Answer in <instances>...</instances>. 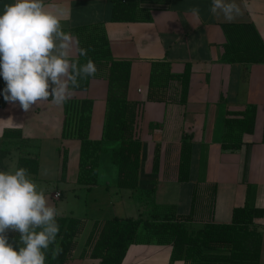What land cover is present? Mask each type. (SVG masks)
Segmentation results:
<instances>
[{
  "label": "crops",
  "instance_id": "1",
  "mask_svg": "<svg viewBox=\"0 0 264 264\" xmlns=\"http://www.w3.org/2000/svg\"><path fill=\"white\" fill-rule=\"evenodd\" d=\"M13 2L0 0V14L6 4ZM211 2L141 0L136 21H112L114 0H44L46 6H54L49 10L61 17L62 29L73 38L74 45L78 42L80 47L74 28L102 27L113 56L132 60L128 96L134 102H143L137 126V135L143 142L139 185L135 189L119 186V171L112 164L111 152L120 142L104 140L109 89L104 69L99 70L87 90H73L71 96V99L93 101L90 138L103 140L106 148L100 155L97 184L88 186L78 182L81 140L64 137L66 102L70 99L56 104L50 97L28 112L18 102L0 106V157L2 150H7L1 159L0 171L9 172L22 152L38 157L40 168L37 173L48 180H60L63 185L50 196L45 195L48 203L56 208L57 216L69 215L68 210L75 211L68 202L60 210L54 199L65 201L68 190L74 192L76 201L81 200L77 191L83 189L89 193L104 189L110 198L112 217L142 218L145 217L134 199L140 190H154L159 195L172 191L177 193L179 200L184 198V202L175 203L176 207L165 203L159 212L192 214V219L187 222L190 230L203 228L210 221L230 222L233 209L246 203L264 209V61L228 62L222 59L228 43L222 24L229 22H225L221 14L210 12ZM235 2L242 15L231 23L254 25L264 42V0ZM78 56L74 47L70 59ZM157 61L170 63L175 73L183 72L186 63L192 64L186 103L171 100L170 92L165 99H148ZM249 103L257 106L254 132L239 135L240 148L224 149L227 111H243ZM8 131H19L22 137H6ZM185 134L189 135L191 155L188 177L182 179L185 175L180 171V165ZM110 168L113 171L111 180ZM45 169L48 173L43 175ZM98 194L93 192L95 204ZM62 198L64 200H60ZM125 198L134 206L127 213ZM97 216L82 217L84 230L77 237L73 257L66 264H99V259L90 256V246L86 245L96 222L107 219L105 215ZM256 222L263 235L261 264H264V216ZM9 233L18 232L9 230L6 234ZM147 235L142 226L138 240L130 246L122 264H195L186 259L173 261L172 244L159 243L156 237ZM84 250L87 255L82 257Z\"/></svg>",
  "mask_w": 264,
  "mask_h": 264
},
{
  "label": "trees",
  "instance_id": "2",
  "mask_svg": "<svg viewBox=\"0 0 264 264\" xmlns=\"http://www.w3.org/2000/svg\"><path fill=\"white\" fill-rule=\"evenodd\" d=\"M141 0H114L112 21H136L138 6ZM228 37L223 60L228 62H263L264 42L260 39L252 24L223 23ZM80 39V48L87 50V55L73 59L79 64L91 59L97 72L86 80H81L74 90H87L91 80L98 76L100 69L105 70L109 82L107 97L104 140L119 141L120 145L111 152L112 161L119 166V186L135 189L139 185L142 166L143 142L137 135L138 114L142 101L129 99V86L132 71V60L118 59L112 54L110 41L102 27L74 28ZM193 66L186 63L181 73L171 70L165 61L154 63L148 99H165L167 92L171 100L186 103ZM6 82L0 76V106H4L3 90ZM91 99H70L66 102L64 137H76L81 140L80 170L78 182L84 185H95L98 182L100 155L106 150L103 140L90 138ZM257 116V106L249 103L245 110L235 112L228 110L224 117L225 132L223 148H240L239 135L253 133ZM235 134V135H234ZM6 137H22L19 131H8ZM184 135L182 179L188 177L191 155V144ZM238 137V138H236ZM7 150H2L0 162ZM156 156L155 169H158ZM2 165V164H1ZM18 167L25 168L27 173H37L40 168L38 157L21 153ZM264 216V209L246 203L233 209L232 220L227 223L210 221L198 230H190L187 222L192 214L176 215L154 212L148 219L142 217L114 216L96 222L87 239L90 256L99 259V264H122L130 246L138 240V233L143 226L149 237H156L159 243L172 244V260L186 259L195 264H261L263 235L257 218ZM59 233L54 245L46 253L45 264H66L77 248V237L85 227V220L72 216H56ZM19 233L7 234L9 243L18 250ZM59 255L53 258V250ZM87 255L84 250L82 257Z\"/></svg>",
  "mask_w": 264,
  "mask_h": 264
},
{
  "label": "clouds",
  "instance_id": "3",
  "mask_svg": "<svg viewBox=\"0 0 264 264\" xmlns=\"http://www.w3.org/2000/svg\"><path fill=\"white\" fill-rule=\"evenodd\" d=\"M51 7L44 0H14L0 14L4 100L18 102L25 112L50 97L56 104L66 102L81 80L97 72L91 59L84 64L70 59L74 47L81 56L87 50L78 42L74 45ZM210 12L221 14L229 23L242 15L235 0H212ZM56 216V208L37 190L25 168L0 171V264H45L46 253L59 233ZM9 230L20 234L18 250L9 243ZM58 255L59 250L54 249L53 258Z\"/></svg>",
  "mask_w": 264,
  "mask_h": 264
},
{
  "label": "rangeland",
  "instance_id": "4",
  "mask_svg": "<svg viewBox=\"0 0 264 264\" xmlns=\"http://www.w3.org/2000/svg\"><path fill=\"white\" fill-rule=\"evenodd\" d=\"M104 161V160H103ZM115 168H117V171H119V167L118 164L116 163H112ZM18 167V159L16 158L15 160V164L13 165L12 168H10L9 172H14L15 170H17ZM112 168V167H111ZM110 168V180L113 177V171ZM106 169V168H104ZM48 173V171L45 169L43 172V175H46ZM28 178L31 179L36 185H37V190L38 191H43L45 195L50 196L51 193L55 192V190L57 189L58 186L63 187L62 183H60L61 181H57V180H48L45 178H42V175L38 174V173H28ZM111 183H113L111 181ZM105 190H101V189H97L92 191V193H89L88 190L83 189L82 191H77L79 195H81V200H79V198L77 199L78 201H76L74 199V192L72 191H65V196L64 198H66L65 201H59L54 199L55 202H58L59 204V209L61 210V207L64 206L67 202V204L71 205L72 208L74 209L75 212L71 213L68 210L67 214H72L76 217H95L97 218V215H105L104 217L106 218H110L112 217L114 214L113 211H110L111 209V205H109V200L110 198L108 197V195H106V193L104 192ZM93 192L96 193L98 192V203L95 204L94 200H93ZM101 192L102 195H101ZM157 192V191H156ZM156 192H154V190H140L136 195V197L134 198L136 200V205L137 208H139V210H141L140 212H142L143 216L145 218H150L151 215L154 212H159L161 211V209L164 208V206L166 205L165 203L170 204L171 207H176L175 203H178L179 201L184 202V198H182L181 200H179L177 193H173L172 191H170L169 194H164V195H159ZM105 193V195H104ZM60 200H64L63 198ZM88 203V204H87ZM130 203V204H129ZM133 206V202H129L128 199L125 198V202H124V209L126 210V213L128 211H131ZM169 206V205H168ZM116 207L118 208V210L120 209V207L118 205H116ZM115 207V209H117ZM134 207V206H133ZM87 211L89 212L88 214ZM97 212H103L98 214ZM95 215V216H94ZM148 236V235H147Z\"/></svg>",
  "mask_w": 264,
  "mask_h": 264
},
{
  "label": "built area",
  "instance_id": "5",
  "mask_svg": "<svg viewBox=\"0 0 264 264\" xmlns=\"http://www.w3.org/2000/svg\"><path fill=\"white\" fill-rule=\"evenodd\" d=\"M59 195V194H58Z\"/></svg>",
  "mask_w": 264,
  "mask_h": 264
}]
</instances>
